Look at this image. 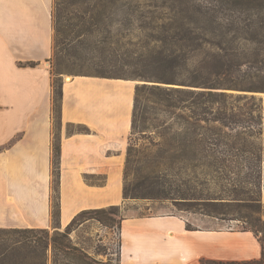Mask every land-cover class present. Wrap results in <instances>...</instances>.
Returning <instances> with one entry per match:
<instances>
[{
  "label": "crops",
  "instance_id": "obj_1",
  "mask_svg": "<svg viewBox=\"0 0 264 264\" xmlns=\"http://www.w3.org/2000/svg\"><path fill=\"white\" fill-rule=\"evenodd\" d=\"M54 0H0V228L54 230ZM35 63L36 67L21 64ZM136 84L72 76L63 85L59 226L83 211L124 206ZM82 126L86 133H71ZM262 203L264 205V166ZM181 214L128 215L118 264L260 261L251 231L205 229ZM196 221V220H195ZM195 226L188 230L187 226Z\"/></svg>",
  "mask_w": 264,
  "mask_h": 264
},
{
  "label": "rangeland",
  "instance_id": "obj_2",
  "mask_svg": "<svg viewBox=\"0 0 264 264\" xmlns=\"http://www.w3.org/2000/svg\"><path fill=\"white\" fill-rule=\"evenodd\" d=\"M111 0H103L109 4ZM222 0H190L192 10L211 12L210 9L220 6ZM55 5V0H54ZM94 5V3H92ZM178 3L173 0H120L117 2L118 10L108 15L107 31L102 37L93 34L90 36L79 29L84 21L74 18L73 25L76 26L73 37L76 42L68 46L55 44L54 53L50 62L46 64L50 68L52 83H66L68 77L80 74H92L105 77L128 78L135 82L136 88L141 85H159L163 88H175L183 91H194L207 94L210 91L225 92L237 96H246L247 101H237L234 104L224 106H201L214 111V114H202L200 126L202 127V139L210 143L222 145L232 143L235 139L234 133L221 123H211L215 116L224 117L225 114L238 115L245 121V126H250L254 136L244 137L247 145H255L261 149V156H264V91L248 90L249 88L264 89V7L253 18L254 27H250V12L239 10H220L216 22L203 21L198 25H192L188 38L186 31L183 34L185 40H175L178 24L175 22L180 16L171 12L179 9ZM54 11V9H53ZM150 13H152L150 15ZM87 28L95 30L90 25L93 22L92 16L85 20ZM55 33V32H54ZM80 33V34H79ZM178 46L190 50L192 63L189 69H179L176 74V82L156 83L154 78L158 72L149 66V54L154 49ZM221 49V50H220ZM225 49V51H224ZM234 49V53H232ZM229 50V54L226 52ZM231 75V80L237 85V89L210 90L209 85L221 83L226 77L217 76L222 65L228 62H238ZM59 65L61 74L58 78L54 75ZM161 75V74H160ZM198 77L207 84L202 86L192 85L190 82ZM148 78V79H145ZM151 78V79H150ZM150 79V80H149ZM200 80V81H201ZM243 87V88H242ZM150 93L143 92L139 98L136 110L135 129L129 141L127 172L128 188H134V181L137 177L136 170L145 166L144 155H157L171 141V134L175 131H183L185 121L178 119L184 116L188 122L195 106L194 99L185 100L183 95L170 97V102L176 107L167 108L166 103L154 104L151 102ZM254 98V101L251 100ZM256 105L252 110L245 106ZM245 106V107H244ZM259 106V108L257 107ZM210 107V108H209ZM218 113V114H217ZM217 114V115H216ZM205 119H208L207 122ZM253 121V122H252ZM244 125V124H243ZM56 137L59 138V123H56ZM72 129L70 128L69 131ZM225 147H222L224 150ZM231 161L226 165L228 170L223 179H218L216 174L209 176L199 175L194 179L191 171H186V180L191 185L198 187L199 193L210 196H221L226 199H233L229 190L232 186L244 184L250 177H257L259 171L263 170L264 162L257 168L255 156L251 153L242 154L232 152ZM222 157V156H219ZM213 160V159H212ZM211 160V161H212ZM224 187L225 192H221ZM54 189V186H53ZM54 196V195H53ZM242 195L240 199H245ZM126 205L121 206L119 216L128 215H161L181 214L194 219L196 226L205 229L243 230L247 227L246 222L239 219L222 220L208 217L202 214L181 211L173 200H152V199H126ZM119 221V217H115ZM230 218V217H229ZM196 220V221H195ZM195 229V226H192ZM65 229L58 232L64 233ZM55 231L50 230L53 234ZM72 243L83 249L91 257L104 264H117V252L119 243V231L117 225L108 226L103 224L97 215L88 214L77 223L70 234ZM50 264L52 263V255Z\"/></svg>",
  "mask_w": 264,
  "mask_h": 264
},
{
  "label": "trees",
  "instance_id": "obj_3",
  "mask_svg": "<svg viewBox=\"0 0 264 264\" xmlns=\"http://www.w3.org/2000/svg\"><path fill=\"white\" fill-rule=\"evenodd\" d=\"M120 0H111L109 4L103 0H55L53 11V24H54V49L55 44L68 46L76 42L73 37L76 26L73 25L74 18L78 16V20L84 21L83 26L79 29L81 32L93 36L102 37L107 31V17L109 14L118 10L117 2ZM180 4L179 9L174 11L170 7L171 12L180 16L177 21V30L172 39L185 40L188 38L192 25H198L204 20L211 23L216 22L217 14L220 10H239L250 12V27H254L253 18L256 17L258 12H261L264 7V0H222L219 1L220 6L210 9L211 12L200 10H192L190 0H173ZM94 3V5H92ZM152 13H150L151 15ZM92 16L93 22L90 25L95 30L87 28L86 18ZM183 31H186L183 34ZM80 34V33H79ZM221 50V49H220ZM225 51V49H224ZM234 53V49L232 50ZM191 51L178 46L165 47L163 49H154L149 54V66L153 67L158 72L155 80L156 83H172L176 82V74L179 69H189L192 63ZM229 54V50L226 52ZM238 62H228L221 66L217 76L222 79L221 83L209 85L210 90H227L237 89V85L231 80ZM22 67H36L35 63L21 64ZM57 72L54 74L56 78L61 74L59 65L56 66ZM161 74V75H160ZM76 76H96L102 78H115L105 77L92 74H80ZM115 79H128V78H115ZM148 79V78H145ZM151 79V78H150ZM149 79V80H150ZM131 80V79H128ZM198 77L194 78L190 84L202 86L207 84L203 79L200 81ZM53 88V118L54 123L61 125V113L63 104V84H58L54 81ZM243 88V87H242ZM248 90H261L249 88ZM148 91L150 100L154 104L166 103L167 108H174L176 105L170 102V97L175 95H183L185 100H193L195 106L194 111L191 113V120L188 122L184 116H179L178 119L185 121V128L183 131H175L171 134V141L159 154L151 156L144 155L146 163L144 167L136 170V179L134 181V188L129 189L127 182L129 174L127 166L129 161L127 158L125 169V185H124V198L132 199H152V200H173L181 211H188L193 213L202 214L212 218L222 220H229L232 218L243 220L246 222L247 227L242 231H251L259 237L262 243L263 253L260 261L243 262V263H223L215 261H204L203 264H264V205L262 203V187H263V170L259 171L257 177H250L244 184L232 186L229 190L233 199H226L225 201L221 196H210L199 193L196 185H191V181L186 180V171H191L192 176L196 180L199 175L209 176L216 174L218 179H223L226 175L228 167L227 162L231 161L230 155L225 157V154L238 152L242 154L251 153L255 156L257 165L261 167L264 162V156H261V149L255 145L246 143L244 137L254 136V131L250 126H245V121L238 118L235 114H225L224 117L215 116L211 123H221L223 127L228 128L236 140L232 143L222 145L219 143H205L202 139V127L200 122L202 114H214V111L208 110L205 107L201 111V106H224L234 104V99L237 101H247L246 96H233L223 91L214 92L210 91L205 93H196L194 91H183L175 88H163L159 85H141L136 88V102L133 117V131L135 129L136 110L139 104V98L143 92ZM251 100L254 101V98ZM245 106L250 110L256 105H249L246 102ZM244 106V107H245ZM259 108V106H257ZM210 108V107H209ZM218 114V113H217ZM216 114V115H217ZM207 122L208 119H205ZM253 122V121H252ZM244 124V125H243ZM72 129L71 133H86L87 129L82 126H69ZM59 130V129H58ZM54 137L53 143V181H54V196H53V217H54V233L51 234L50 230L45 229H2L0 228V264H50L49 253L52 255L51 264H104L101 261L91 257L83 249L77 247L72 243L70 234L73 228L77 225L82 218L88 214H95L103 224L108 226L117 225L118 231L121 229L122 222L125 217L119 216V206H113L105 209H96L83 211L78 214L73 221L68 225L64 233L59 226L60 218V204L58 201V188L60 182V157H61V143L59 138ZM222 147H225L224 150ZM222 156V157H219ZM213 159V160H212ZM212 160V161H211ZM224 187H221V192H225ZM244 195L245 199H240ZM115 217H119V221ZM230 217V218H229ZM188 230H194L190 224L187 226ZM118 264V252H117Z\"/></svg>",
  "mask_w": 264,
  "mask_h": 264
},
{
  "label": "bare ground",
  "instance_id": "obj_4",
  "mask_svg": "<svg viewBox=\"0 0 264 264\" xmlns=\"http://www.w3.org/2000/svg\"><path fill=\"white\" fill-rule=\"evenodd\" d=\"M71 81V77H68L66 82H70Z\"/></svg>",
  "mask_w": 264,
  "mask_h": 264
},
{
  "label": "water",
  "instance_id": "obj_5",
  "mask_svg": "<svg viewBox=\"0 0 264 264\" xmlns=\"http://www.w3.org/2000/svg\"><path fill=\"white\" fill-rule=\"evenodd\" d=\"M262 95H264V94H262Z\"/></svg>",
  "mask_w": 264,
  "mask_h": 264
}]
</instances>
